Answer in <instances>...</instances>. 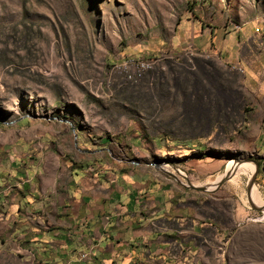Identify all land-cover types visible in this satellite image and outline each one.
Listing matches in <instances>:
<instances>
[{
	"label": "rangeland",
	"instance_id": "obj_1",
	"mask_svg": "<svg viewBox=\"0 0 264 264\" xmlns=\"http://www.w3.org/2000/svg\"><path fill=\"white\" fill-rule=\"evenodd\" d=\"M139 59L144 70L127 63ZM263 97L264 0H0V146L42 170L152 169L199 194L202 223L228 228L222 264H264L261 172L259 203L252 172L208 189L230 161L261 167Z\"/></svg>",
	"mask_w": 264,
	"mask_h": 264
},
{
	"label": "crops",
	"instance_id": "obj_2",
	"mask_svg": "<svg viewBox=\"0 0 264 264\" xmlns=\"http://www.w3.org/2000/svg\"><path fill=\"white\" fill-rule=\"evenodd\" d=\"M22 148L0 146V264L223 263L228 228L201 222L199 194L134 162L17 164ZM199 235L213 237L215 257Z\"/></svg>",
	"mask_w": 264,
	"mask_h": 264
},
{
	"label": "water",
	"instance_id": "obj_3",
	"mask_svg": "<svg viewBox=\"0 0 264 264\" xmlns=\"http://www.w3.org/2000/svg\"><path fill=\"white\" fill-rule=\"evenodd\" d=\"M246 162H250V163H252V164L254 165V171H253V173H252V175H251V177H250V179H249V181H248V184H247V190H246V192H247V199H248V201L250 202V190H251V188H252V186H253V184H254V181H255L256 176L258 175V172H259V171L261 172V175H262V177L264 178V160L262 161V164H261V167H260V168H259V166H258L257 164H254V162L251 161V160L241 161V162H239V163H246ZM235 163H236V162H235ZM239 163H236V164H235L236 167H239V165H241V164H239ZM175 172L178 173V174H181L178 170H175ZM234 174H235L234 171H233V172H229V171H227V172L225 173V175H224V176H223V177H222V178L216 183V186H214L215 189L221 187V186H222L226 181H228V180H229ZM182 177H183L184 181L186 182V185L189 186V188L194 189V190H197V191H207V189H204V188H201V187H196V186L191 185V184L186 180L185 176H182ZM250 203H251V202H250ZM251 205H252V204H251ZM252 206H253V205H252ZM253 208L256 209V210H259V211H260V209L257 208V207H255V206H253Z\"/></svg>",
	"mask_w": 264,
	"mask_h": 264
},
{
	"label": "bare ground",
	"instance_id": "obj_4",
	"mask_svg": "<svg viewBox=\"0 0 264 264\" xmlns=\"http://www.w3.org/2000/svg\"><path fill=\"white\" fill-rule=\"evenodd\" d=\"M9 110H11V111H15V107H13V108H10ZM236 163L235 162H233V161H230L229 162V164L227 165L228 166V170H229V172H233L234 171V175H238V174H240V173H246V172H251L252 171V165H250L249 163H240L241 165H239V167H236V165H235ZM254 166V165H253ZM166 167L167 166H162V167H160V169L162 170V171H166V172H168L167 170H166ZM174 170V169H173ZM253 171H254V169H253ZM253 171H252V173H253ZM233 180V179H232ZM216 182H214L213 184H211V186H209V190H213L214 189V185L219 181V177H218V180H215ZM256 190H254L253 188H252V190H251V194H250V197H251V199L254 201V202H257V203H259V200H258V195L256 194V192H255ZM250 202H251V200H250ZM254 204V203H253ZM256 205V204H255ZM256 206H259L258 204L256 205ZM262 216L260 217V219L261 220H264V209H262ZM260 220V221H261Z\"/></svg>",
	"mask_w": 264,
	"mask_h": 264
},
{
	"label": "built area",
	"instance_id": "obj_5",
	"mask_svg": "<svg viewBox=\"0 0 264 264\" xmlns=\"http://www.w3.org/2000/svg\"><path fill=\"white\" fill-rule=\"evenodd\" d=\"M127 63L129 64L131 68H134V70L136 71H141L148 67V61H144L141 59L129 60ZM85 256H86L85 254H82L80 257L85 258Z\"/></svg>",
	"mask_w": 264,
	"mask_h": 264
}]
</instances>
